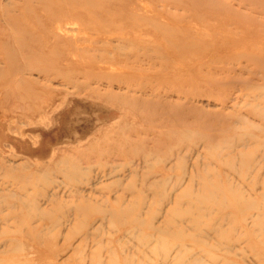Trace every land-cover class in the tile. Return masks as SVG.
I'll use <instances>...</instances> for the list:
<instances>
[{
  "label": "rangeland",
  "instance_id": "rangeland-1",
  "mask_svg": "<svg viewBox=\"0 0 264 264\" xmlns=\"http://www.w3.org/2000/svg\"><path fill=\"white\" fill-rule=\"evenodd\" d=\"M20 1L0 0V199L18 205L19 195L32 198L38 195L42 207H51L43 199L55 190L50 184L57 182L65 186L63 173L71 174L68 167L57 171L58 163L64 157L70 163L74 158L79 161L90 151L97 154L88 160L91 172L85 181L76 182V186L87 194L94 183L97 190L104 188L102 195L96 196L112 198L117 187L110 184L111 176L119 175L127 183V171L134 163L139 165L143 158L137 150H126L128 153L122 150L117 155L104 143L105 134L124 137L120 133L122 127H129L131 138L136 136L137 143L145 150L160 148V152L150 156L149 165L153 169L147 174L161 173L166 178L160 192L164 198L145 194L146 215L138 218L144 219L146 226H140L139 235L153 234L147 222L156 225L164 222L171 201L190 176L187 170L175 167L174 160L185 156L186 167L190 169L197 158L195 151L191 153L195 148H200L199 164L211 163L202 174L210 178V188L226 189L231 183L244 195L257 190L255 193L262 198L264 0H85L91 2L87 4L79 0L78 4L71 1L73 6L64 0L57 8L49 7L48 3L61 0ZM7 2L13 7L8 4L9 8ZM72 7L73 19H79L70 18L67 24L69 37L74 39L73 47L66 49L64 56L59 51L51 52V47L41 48L43 51L36 47L32 41L39 39L41 25L50 27L46 25L47 18ZM7 13L9 17L17 16L15 23L9 21ZM130 13L135 15L127 17ZM108 15L112 19H106ZM103 38L104 43L99 40ZM117 38L136 41L139 48H149L146 57L134 54L129 48L126 51H131L130 54L126 51L121 54ZM64 60L70 62V67H62ZM81 70L92 79L81 77ZM61 73L84 85H66ZM121 75L134 78V85H130L133 95L140 97L145 88L148 95L141 97L159 105H124L122 99L114 100L117 93L130 89L126 82L121 84L124 82L120 81ZM168 101L178 105L161 106L160 103ZM197 108L200 112H195ZM190 111L193 113L187 114ZM242 136L251 138L240 139ZM170 145L175 147L172 156L167 150ZM208 145H219L220 150L206 154L204 147ZM103 152L106 155L101 159L99 155ZM233 156L236 161L232 168L224 161ZM13 166L18 167L16 172L10 171ZM21 174L22 179L29 177L24 184L15 179ZM154 176L150 178L153 180ZM138 179L136 183L140 184L141 175ZM195 184L197 187L198 183ZM68 190L69 187L59 189L61 199L73 200L67 196ZM256 194L252 197L257 198ZM220 199L230 201L225 196L207 200L210 212L200 219L201 229L186 228L185 231L207 239L209 245L194 246L193 240L186 239L185 247L180 248L182 251L193 249V252L185 260L174 258L180 245L175 235L163 239L154 235L149 240L142 236L125 237L122 234L126 231L119 232L125 227L113 224L110 216L92 214L85 219L88 226L82 230V236L87 235L88 240L81 250L78 244L82 236L73 234L72 239L67 238L81 221L72 215L60 217L64 225L60 231H52L58 233L57 238L52 242L47 240L38 248L22 233L21 219L8 217L3 227L10 234L0 237V250H9V253L0 255L1 259L5 257L0 264H127L128 261L130 264H264V222L252 227L249 219V225H245L244 218L250 217L252 210L240 214L235 206L223 208ZM3 209L8 214L9 208ZM260 213L264 214L262 205ZM229 216L231 219L227 220ZM39 219L33 218L34 225L39 224ZM180 220L176 218V222L181 223ZM221 226L225 233L219 239L220 246L214 248L212 244L218 240L211 229ZM227 244L230 251L226 249ZM168 250L170 256L165 260Z\"/></svg>",
  "mask_w": 264,
  "mask_h": 264
},
{
  "label": "bare ground",
  "instance_id": "bare-ground-1",
  "mask_svg": "<svg viewBox=\"0 0 264 264\" xmlns=\"http://www.w3.org/2000/svg\"><path fill=\"white\" fill-rule=\"evenodd\" d=\"M7 1H9V0H7ZM63 1L64 0L55 1V2L50 1L48 3V6L51 8L52 7L57 8L60 6V3ZM71 1H73V3L76 1L77 4L80 2L79 0H69V5H71L70 4V3H72ZM77 1H79V2H77ZM89 1H91V0H89ZM89 1L81 0V2H86V4ZM27 2L29 3V1H27ZM73 3H72V6H73ZM89 3H91V2H89ZM8 4L9 3L7 2V5ZM13 4H15V3H13ZM80 4H82V3H80ZM80 4L78 5L79 7H80ZM84 4L85 3H83V5ZM7 5H5V6H7ZM9 5H11V4H9ZM9 5H8V7H9ZM11 6L13 7V5H11ZM33 6H34V4H33ZM78 6H76V7L74 6L75 9ZM14 7L16 9L17 4L14 5ZM20 7H22V6H20ZM24 7H25V5H24ZM74 7H72L71 10L67 9L68 11H61V12L59 11L58 13L51 15L47 18V24L46 25H49L50 27H45L44 25L42 27V25H41L40 30L38 32V34H40V35H38L39 39L32 41L35 43L36 47H39L40 50H42L43 48H45V50H46L47 47H51V48H49L51 52L52 51H59V52H61V54H63V56L66 52V49H68L69 47L71 49L73 47L72 46L73 45V41H72L73 38L69 37L70 30H68L69 25L67 26V24L69 23L70 18L74 21L79 20V19H77V17H75L76 19L75 18L73 19V17H74L73 12H75L74 11L75 9L73 10ZM84 7H85L84 10H87V6L84 5ZM28 8H30V7H28ZM81 9H83V8H81ZM31 10L33 11L32 6H31ZM5 11H8V9ZM91 14H93V13H91ZM24 15L22 16V14H21L20 16L24 17ZM132 15H135V14L130 13L129 16H127V17H130ZM6 16L9 18V21L12 23L14 22V18L17 17L14 15H10V17H9L8 13ZM12 16H13V19L11 18ZM22 17H18L17 19L22 18ZM108 17H109V20L112 19V18H110V15L106 16V19ZM38 19H39V17H38ZM36 20H37V18H36ZM72 20H71V23H72ZM109 20H108V22H109ZM54 25H55V27H54ZM99 37H102V36H99ZM248 39H250V38H248ZM258 39H260V38H258ZM77 40H79V39H77ZM99 40H103L102 42L104 43L105 39L103 38V39H99ZM117 40L119 42L117 49L121 54H123L129 48L131 51L136 52L134 54L141 55V56L147 55L149 48L147 49V48H143V47H140V48L136 47V44H137L136 41L128 40L129 41L128 42L126 38H117ZM106 42L110 43L112 41L106 40ZM74 44H76V43H74ZM110 44H112V43H110ZM117 49H116V52H117ZM130 52L129 53L127 52V53L130 54ZM134 54H132V55L135 57ZM148 55L150 56V54H148ZM147 58H145V59H147ZM136 59H138V58H136ZM166 61H168V60H166ZM61 65H62V63H61ZM70 65H71L70 62H68L67 60H64L62 67L68 68V67H70ZM126 66H127V64H126ZM93 67H96V65H93ZM130 67H132V66H130ZM141 69L142 68L140 67L139 70H141ZM81 71H84V70H81ZM81 71H80L81 77L84 76L83 77L84 79H86V78L92 79L90 76H88L89 74H86L87 73L86 71H84V72H81ZM61 75L64 78L65 83H67L66 85L72 84L74 87H81L82 85H84L82 83L81 84L79 83L80 80L79 81L78 80L73 81V79H68L65 76V74L61 73ZM121 77H122V75H121ZM118 78H120V76L117 77V79ZM133 79H134L133 77L130 78L129 76L128 77L127 76L122 77V79L120 81L121 82L124 81V82H122L121 84L126 82L129 85L127 87V88L130 87V89H128L129 93L128 92H126V93L122 92L123 94L117 93V95H115L114 100H118L120 98L123 101V103H122V101L120 103H122L124 105L125 104L126 105L142 104V105H146V106H150V107L155 106V105L158 106L159 104H156V102L154 103V101H152L150 99H147V98L143 99L141 97V95H143V96L148 95V93L144 90L145 88L143 90H141V93H143V94H141V95L139 94L140 97H137V96L133 95L134 93L130 92L131 91L130 85H134L132 83L135 81V80L133 81ZM113 80H114V78H113ZM112 82L113 81H111V83ZM115 83H117V82H115ZM121 84L119 83L120 87L123 86V85L121 86ZM127 84H126V86H127ZM122 89H123V87H122ZM125 90H126V88H125ZM153 91L154 90L152 89L151 92H153ZM111 93H112V95H114L113 92H111ZM162 102H164V101H162ZM160 104H161V106H164V107H174V106L178 105V104L172 103L171 101H168L165 104H162V103H160ZM195 112H200V110H198V108H197V111H195ZM189 113H193V111H190L187 114H189ZM130 132H131V129L129 127H122L120 130V133L122 135H124V137L118 136L117 138H114L112 136L110 137V135L108 136L107 134H105V135L101 134V135H103L104 143L109 145L112 148L113 152L116 153L117 155L120 154V152L122 150H124L126 153H128L130 151L132 152L134 150H137L138 152H141L143 154V158L140 160V164L138 165L137 162L134 163V167L132 169H130L129 172L127 171L128 174L125 175V178H128L127 183L119 175L111 176L113 181L110 184L117 187V189H115V191L113 193L112 198H110V196H108V197L96 196L95 194H98V193H100L102 195V189H104V188L99 187L101 189L97 190L98 188L94 187V185H95L94 183L91 184V186H92L91 192H89L87 194H85V190H81L78 187V185L76 186V184H77L76 182L81 183L87 179V177H88V175L92 169L88 160H92L91 157H96V156H94L96 153H94L93 151H90L88 153H85V156L83 155L84 156L83 159L80 158L79 161H76V159L74 158L71 163L67 157H64L58 163L57 171L64 170V167L65 168L68 167L71 169V174L63 173L65 186H62V184L57 183V182H52L50 185L53 184V189H55V190H53V192L51 194H48V195L45 194L44 196L42 195L43 199L45 200V203H47L48 206H51V207H42L40 205L38 195H35L34 198H32L30 195H27V194L19 195L21 197L18 199V196H17L18 205L11 204L8 201L6 202L4 199H0V224L2 223V225H0V237L5 236L6 234L7 235L10 234L9 231L3 227V224L6 223L8 217H10V216L11 217L12 216L18 217L21 219L22 226L20 228H21L22 233H24L25 237L32 239V241L34 242L33 247L38 248L37 246L43 244L47 240L52 242L57 238L58 233H52V231L55 229L60 231V227L64 225V219H62L60 217H64V216L66 217L67 215L68 216L72 215V217H74L75 220H77V221L81 220L78 223V225L76 226V228L73 231L69 232V235L67 237L69 240V239H72V237H74L73 234L82 236V230L85 229L86 226H88L85 219L89 218V216H91L92 214L93 215L102 214L104 216H110L114 221V222H112L113 224L125 227V230L120 229V231H119L120 233H122L123 231H126V232H123L124 233V234H122L123 236H125V235H127V236L129 235L132 237L142 236V235L138 234V229L142 225L146 226L145 225L146 222L144 221V219H141L138 217L142 216V215H144V216L146 215L145 206L147 204V201L145 200V198L147 196L145 194L147 192H149V193H151V195H153V198H156V197L164 198L163 194L160 192L164 188L166 178H164V176L161 173L158 174L156 172H153L151 174L150 173L147 174L148 171L153 169V167H150L151 165H149V160L151 159L150 156H154V154L160 152V150H159L160 148L155 147L154 150H152V151L145 150L142 146H140L138 144L139 142L137 143V141H136L137 138H135L136 136L132 137L133 139L131 138ZM147 132H150V131H147ZM114 133H115V131H114ZM114 135H117V134H114ZM131 135H132V133H131ZM182 137L185 138L186 133L183 134ZM134 138H135V140H134ZM250 138H251L250 136H242V138H240V139L246 140V139H250ZM140 144H142V143L140 142ZM219 147H220L219 145L205 146L204 147V151H205L204 153H206V154L213 153V151L215 149L220 150ZM195 149H192L193 151H191V153L195 151L197 154V158L189 166L190 169H188L186 167L187 163L185 162L186 161L185 156H180L177 160H174L177 163V165L175 167H180L183 170H187L188 173L190 174V176L185 181V187L182 190H180V192L175 195L173 201H171V206L166 210L164 222H162L160 225H156L155 223L147 222L148 223L147 226L153 230V234L151 236H149V235L142 236L144 240H149L154 235H157L158 238H160V239H163V238H166V237H169L172 235L177 236L180 240V243H179L180 245H178L175 256H174V258L176 260H178V259L182 260L183 258L186 259V257L188 255L192 254L193 249L192 250L191 249H185L182 251V249L180 248L181 246L185 247L184 241L188 238L193 240L194 246L199 245V244L201 247L209 245L208 240L204 239L202 236H197L193 233H189V232L185 231L186 228L193 230V231L201 229V228H199L200 224H198L200 219H202L204 216H206L210 212V211H208V207L206 205L207 200H211V199L216 200L222 196H225V198H229L230 201H224V200L220 199L221 200L220 204L223 203L222 204L223 208H228L231 205L235 206V208L238 210V213H240V214H245V213L250 212L252 210L250 217L244 218L245 225L246 224H247V226L249 225V222H248L249 219H251L252 227H256L257 225H261L264 222V214L260 213L261 205L264 209V201L263 202L260 201V199L264 198V193H262V195L260 194V196L262 198H260L258 196V194L255 193V191H257V190H253V192L250 193L249 195H244L242 191H240L239 189H236L234 187V185L231 183L226 187V189L219 187V186L214 187V188H210V183H211L210 178H208L207 176L202 175V174L204 172H207V169H209V166L211 165V163L205 161L204 166H203V164H199L200 160L198 159V156L200 155V153H198V152H199L200 148H198L197 150H195ZM167 150L170 151L169 156H172L174 154L175 147L170 145L169 149H167ZM81 152L82 151H79V153L82 155L83 152L82 153ZM218 154H220V153H218ZM105 155H106V152H103L102 154L99 155V157L101 159H103V157H105ZM229 158H231V159L228 160L227 162L224 161V164L226 163L227 166L233 168L235 166L234 163L236 161V158H235V156L229 157ZM150 162H152V161H150ZM221 162H222V160H221ZM85 163H87L88 165L83 166V164H85ZM135 165H137V166H135ZM254 165L256 166L257 163L255 162ZM138 166L139 167L141 166V167L139 168ZM171 167L172 166H170V168ZM174 168H171V169H174ZM16 170H18L17 166H13L10 169L11 172H16ZM139 171L143 172V173L140 174V173H138ZM111 174H112V172H110V175ZM21 175H19L20 176L19 178H17V177L16 178L14 177V178L22 181L24 184L25 179L26 178L29 179V177L27 176V177H25V179H22L23 174H21ZM139 175H141V183L137 184L136 182H138V180H139L138 179ZM148 175H149V177H148ZM150 175H156V176H154V178L152 180L150 178ZM184 180H185V178H184ZM195 183H198L197 187H196ZM70 185H72V186H70ZM73 185H75V187ZM62 187L64 189L66 187H69L67 196L70 198H73V200L61 199L62 196L59 192V189ZM195 187H196V189H194ZM253 194H256L257 198H253L252 197ZM231 199H232V201H231ZM6 207L9 208L8 214L4 213L3 208L6 209ZM229 214H231V212ZM36 217L40 218L39 219L40 222H39V224L34 225L33 218H36ZM177 217L181 218V220H180L181 223H179V221L176 222ZM226 219L230 220L231 217L229 216ZM92 223H94L93 220H92ZM42 227H44V229L41 230ZM211 231L213 232V237L218 240V242L216 244H212L213 247L216 248L217 246H220L221 241L219 239L223 238V234L225 233V231H224V229H222V226L220 228L214 227L211 229ZM212 232H210L209 234H212ZM87 240H88L87 235H83L81 237V240L78 244V250H81L85 246ZM229 246H230V244H227V246H226L227 251H230ZM63 249H67V248L63 247ZM38 252L36 251V253H38ZM169 252H170V250H168L167 255H165V257H164L165 260L169 258V256H170ZM8 253H9V250H6V251L0 250L1 256H6V255H8ZM49 254L53 255V252H50ZM39 255L40 254H38V256ZM58 256L59 255H57V257ZM1 258H0V263L4 262V260H5V257L3 259H1ZM185 259H183V260H185ZM193 262L194 263L198 262V260H193ZM127 264H130V262L128 261Z\"/></svg>",
  "mask_w": 264,
  "mask_h": 264
}]
</instances>
